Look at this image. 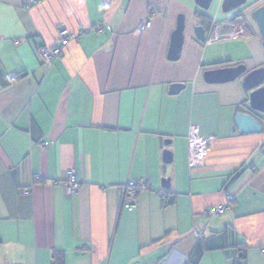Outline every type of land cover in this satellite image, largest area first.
<instances>
[{"label":"crops","instance_id":"1","mask_svg":"<svg viewBox=\"0 0 264 264\" xmlns=\"http://www.w3.org/2000/svg\"><path fill=\"white\" fill-rule=\"evenodd\" d=\"M222 2L204 9L196 0H0V264H264V124L259 133L237 129V112L258 118L241 78L203 76L264 66L252 18L264 0L229 11ZM152 10L150 27L140 28ZM179 16L183 43L171 60ZM235 17L251 37L197 38L195 27L206 36L213 22ZM100 19L101 31L68 40L50 66L41 61L36 47L53 46L59 26L76 33ZM176 83L182 87L171 92ZM191 125L209 138L195 168ZM70 169L81 182L74 194L62 185ZM141 177L151 187L127 210L117 187ZM163 191L172 193L166 201ZM225 193L234 196L230 208L199 217Z\"/></svg>","mask_w":264,"mask_h":264},{"label":"built area","instance_id":"2","mask_svg":"<svg viewBox=\"0 0 264 264\" xmlns=\"http://www.w3.org/2000/svg\"><path fill=\"white\" fill-rule=\"evenodd\" d=\"M153 10L150 11L145 18L140 22V28H149L151 25V18L153 15ZM106 23L104 20L100 19L93 26H81L76 33L69 32L66 28L59 26L57 28V39L53 46L38 45L36 47L37 54L41 61L47 66H50L54 58L61 56L62 45L68 40L79 37L83 33L89 32L91 29L96 31H101L105 27ZM253 34L251 27L245 22L237 19L231 18L226 23H212L208 29L205 36V43H213L223 39H235V38H248ZM8 81H14L17 77L16 73L7 74ZM260 85L264 86V79ZM258 119L264 124V112H257ZM187 153H188V166L190 168L201 167L204 165L207 150L206 145L209 138H206L199 134L196 125H191L187 132ZM47 146L46 142H40L38 147L44 149ZM67 194L77 193L80 189L81 182L77 178L76 172L70 169L66 173V179L62 182ZM149 180L145 177L138 178L134 181L126 182L123 185H119L118 191L122 196V207L127 210H133L137 204V198L140 192L149 189ZM22 194H28L30 188H21ZM161 200L166 201L171 196L172 193L168 191L160 192L159 194ZM234 196L230 193L224 194V201L221 204L211 205L204 208L200 213L199 217L205 220H210L214 217L221 216L224 211L232 206ZM193 237L196 240H204L203 232L199 227H195L192 231ZM186 263V262H185Z\"/></svg>","mask_w":264,"mask_h":264},{"label":"water","instance_id":"3","mask_svg":"<svg viewBox=\"0 0 264 264\" xmlns=\"http://www.w3.org/2000/svg\"><path fill=\"white\" fill-rule=\"evenodd\" d=\"M213 0H196V3L204 9H207ZM246 0H223L222 9L229 11ZM252 18L255 20L262 37L264 47V4L252 12ZM183 17L179 16L177 26L172 33L168 58L176 60L180 56L183 43ZM196 36L201 41L205 39V32L202 26L195 27ZM204 79L209 83H223L241 78L243 87L249 91V109L257 112H264V86L260 85L264 79V66L251 71H246L243 64L235 66H226L213 68L204 71ZM182 87V84H172L170 91L175 92ZM235 125L237 129L245 134L259 133L262 130V124L258 118L248 111H239L235 115ZM168 141V140H167ZM172 154L169 150L163 152V160L171 161ZM161 186L169 187L167 178L161 179Z\"/></svg>","mask_w":264,"mask_h":264},{"label":"trees","instance_id":"4","mask_svg":"<svg viewBox=\"0 0 264 264\" xmlns=\"http://www.w3.org/2000/svg\"><path fill=\"white\" fill-rule=\"evenodd\" d=\"M234 201V200H233ZM233 203V202H232ZM204 240H205V238H204ZM204 240H202V241H204ZM198 241H201V240H198Z\"/></svg>","mask_w":264,"mask_h":264},{"label":"flooded vegetation","instance_id":"5","mask_svg":"<svg viewBox=\"0 0 264 264\" xmlns=\"http://www.w3.org/2000/svg\"><path fill=\"white\" fill-rule=\"evenodd\" d=\"M235 18H237V19H239L238 17H235ZM240 20V19H239ZM242 21V20H241Z\"/></svg>","mask_w":264,"mask_h":264}]
</instances>
